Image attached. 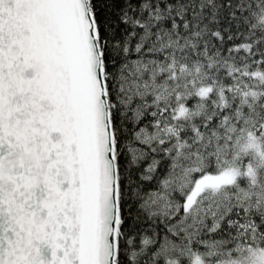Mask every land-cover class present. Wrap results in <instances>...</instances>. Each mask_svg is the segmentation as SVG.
Returning a JSON list of instances; mask_svg holds the SVG:
<instances>
[{
	"label": "snow or ice",
	"instance_id": "1",
	"mask_svg": "<svg viewBox=\"0 0 264 264\" xmlns=\"http://www.w3.org/2000/svg\"><path fill=\"white\" fill-rule=\"evenodd\" d=\"M0 264H264V0H0Z\"/></svg>",
	"mask_w": 264,
	"mask_h": 264
}]
</instances>
